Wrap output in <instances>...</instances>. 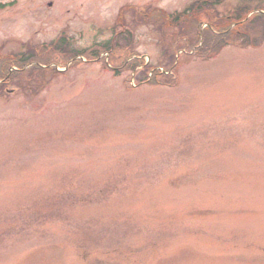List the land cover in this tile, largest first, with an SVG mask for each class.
I'll return each mask as SVG.
<instances>
[{"label": "rangeland", "instance_id": "1", "mask_svg": "<svg viewBox=\"0 0 264 264\" xmlns=\"http://www.w3.org/2000/svg\"><path fill=\"white\" fill-rule=\"evenodd\" d=\"M191 1L0 0V53L81 50L123 5ZM135 38L158 68L149 27ZM177 57L162 86L96 60L0 81V264H264V39Z\"/></svg>", "mask_w": 264, "mask_h": 264}, {"label": "trees", "instance_id": "2", "mask_svg": "<svg viewBox=\"0 0 264 264\" xmlns=\"http://www.w3.org/2000/svg\"><path fill=\"white\" fill-rule=\"evenodd\" d=\"M219 6L228 9L221 13ZM255 9L262 12L247 17ZM234 22L237 24L231 27ZM203 23H207L204 28ZM141 25L149 27L163 52L164 61L160 62L159 67L172 71L171 74H163L159 68L154 70L151 64H146L140 69L143 80L160 86L172 84L173 74H176L180 65L178 52H181L185 61L193 56L211 57L229 44L260 46L264 39V0H192L180 11H168L158 6L137 8L123 5L111 28L112 36L88 48H72L70 37L62 34L51 41L49 47L39 48V51L28 48L30 51L26 53H0V81L15 84L19 88L24 87L21 85L22 79L46 85L51 78H48L49 74L57 73L52 63L70 61L80 54L88 61H100L103 67L115 75L122 71H134L142 63L138 57H131L139 54L135 50V30ZM105 54H108V64L112 67L104 61ZM12 65L16 68L9 70ZM159 76L161 79H158Z\"/></svg>", "mask_w": 264, "mask_h": 264}]
</instances>
